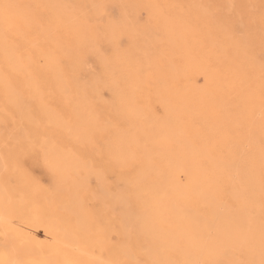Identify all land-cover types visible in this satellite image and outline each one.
<instances>
[{
	"label": "bare ground",
	"instance_id": "6f19581e",
	"mask_svg": "<svg viewBox=\"0 0 264 264\" xmlns=\"http://www.w3.org/2000/svg\"><path fill=\"white\" fill-rule=\"evenodd\" d=\"M262 253L264 0H0V264Z\"/></svg>",
	"mask_w": 264,
	"mask_h": 264
},
{
	"label": "snow or ice",
	"instance_id": "6c2138e0",
	"mask_svg": "<svg viewBox=\"0 0 264 264\" xmlns=\"http://www.w3.org/2000/svg\"><path fill=\"white\" fill-rule=\"evenodd\" d=\"M10 5H5L4 8L7 10L8 8H10ZM168 264H176V262H172L169 261ZM214 264H256L255 261H249V260H240V261H235V262H231V261H216L214 262ZM259 264H264V253H262V258L259 261Z\"/></svg>",
	"mask_w": 264,
	"mask_h": 264
},
{
	"label": "rangeland",
	"instance_id": "374dc122",
	"mask_svg": "<svg viewBox=\"0 0 264 264\" xmlns=\"http://www.w3.org/2000/svg\"><path fill=\"white\" fill-rule=\"evenodd\" d=\"M42 177H43V178H46V176L44 177V175H42ZM39 235L42 236V233L40 232Z\"/></svg>",
	"mask_w": 264,
	"mask_h": 264
}]
</instances>
